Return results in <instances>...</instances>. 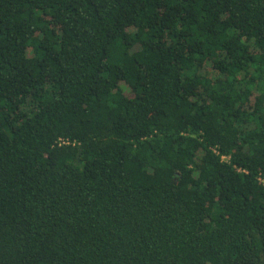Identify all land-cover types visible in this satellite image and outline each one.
Wrapping results in <instances>:
<instances>
[{"label": "trees", "instance_id": "16d2710c", "mask_svg": "<svg viewBox=\"0 0 264 264\" xmlns=\"http://www.w3.org/2000/svg\"><path fill=\"white\" fill-rule=\"evenodd\" d=\"M0 264H264V0H0Z\"/></svg>", "mask_w": 264, "mask_h": 264}]
</instances>
